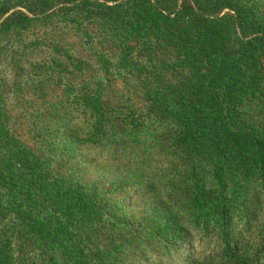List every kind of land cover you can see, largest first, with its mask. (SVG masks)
Here are the masks:
<instances>
[{
  "label": "trees",
  "instance_id": "trees-1",
  "mask_svg": "<svg viewBox=\"0 0 264 264\" xmlns=\"http://www.w3.org/2000/svg\"><path fill=\"white\" fill-rule=\"evenodd\" d=\"M53 18L84 48L109 49L92 51L89 83H62L34 113L31 142L14 132L20 79L10 85L0 61V264H116L122 256L116 243L92 246L114 203L56 171L72 148L58 150L59 137L99 159L160 170L173 213L144 238L167 255L193 237L211 239L209 264H264V0H0V55L9 37ZM126 78L139 80L142 104L123 95L106 106L104 82Z\"/></svg>",
  "mask_w": 264,
  "mask_h": 264
},
{
  "label": "rangeland",
  "instance_id": "rangeland-1",
  "mask_svg": "<svg viewBox=\"0 0 264 264\" xmlns=\"http://www.w3.org/2000/svg\"><path fill=\"white\" fill-rule=\"evenodd\" d=\"M25 12L23 9H16ZM50 11L49 13H51ZM59 18L33 22V28L7 41L6 52L1 53V65L6 69L10 85L20 79L17 103L10 111L15 134L31 142L29 124L34 113L54 95L60 92L62 83L83 85L89 83L96 66L92 51H106V44L92 43V50L84 48L75 34L67 29ZM65 48L88 65L78 70L75 64L62 55ZM61 65L66 70L59 67ZM82 67V66H81ZM89 67V68H88ZM103 103L116 106L123 95H129L137 105L143 101V89L137 79L107 80L104 82ZM12 99V93H11ZM58 150L70 153L56 168L59 174L70 173L73 178L107 193L113 201L110 221L105 228L93 231L91 243L95 247L110 249L122 246L121 258L116 264H209L212 250L211 239L198 242L193 237L186 248L167 255L162 244L144 238L148 231L159 229L169 222L173 213L167 193L169 182L161 178L160 170L150 164L143 167L120 159L96 157L91 147L73 144L71 139L59 137ZM135 161V160H132ZM161 166V160H150ZM125 228L122 234H112L110 225ZM112 234V238L110 236ZM177 253V254H176Z\"/></svg>",
  "mask_w": 264,
  "mask_h": 264
}]
</instances>
